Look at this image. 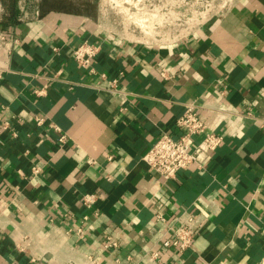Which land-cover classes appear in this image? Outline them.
Returning a JSON list of instances; mask_svg holds the SVG:
<instances>
[{
	"label": "crops",
	"instance_id": "0c3cea01",
	"mask_svg": "<svg viewBox=\"0 0 264 264\" xmlns=\"http://www.w3.org/2000/svg\"><path fill=\"white\" fill-rule=\"evenodd\" d=\"M22 1L10 20L0 0V264L143 262L152 249L161 264H264V0H232L163 43L112 31L100 5L92 16ZM83 40L102 44L96 73L71 55ZM193 99L212 106L200 117L223 142L167 180L142 156L163 132L180 134ZM185 209L206 219L180 254L162 246L155 215ZM111 234L119 244L107 249Z\"/></svg>",
	"mask_w": 264,
	"mask_h": 264
},
{
	"label": "built area",
	"instance_id": "2783aa9c",
	"mask_svg": "<svg viewBox=\"0 0 264 264\" xmlns=\"http://www.w3.org/2000/svg\"><path fill=\"white\" fill-rule=\"evenodd\" d=\"M18 7L21 13L24 11V2L18 0ZM4 8L0 2V15ZM2 40L7 38L6 34L0 36ZM102 49V44L97 41L83 40L74 45L71 55L77 66L88 69L96 73L94 61ZM58 51V47H54ZM105 74H102L104 76ZM118 79H114L112 88L116 91H123L116 85ZM36 94L42 95L46 92L45 87L39 88ZM213 109L208 103H200L197 100H189L186 103L184 113L177 119V127L180 134L176 137L172 133L163 132L158 139L143 154L142 159L148 167L156 174L169 180L178 174L179 171L191 167H203L211 153L223 142V135L215 130H207V125L200 117V109ZM44 117H36L38 124L44 123ZM9 122L4 123L8 127ZM53 125V124H52ZM203 135L202 139L196 142L195 137ZM61 141L66 140V135L60 136ZM41 170L38 165L32 166V173L37 174ZM83 203L90 207L97 201L96 193H85L82 197ZM88 218V216H86ZM156 221L162 224L160 229L161 244L164 247H173L183 254L193 246L197 236L200 235L204 222L205 214L202 211L185 209L177 213L175 217L169 218L166 214L158 210L155 215ZM77 232L83 234V228L78 227ZM117 235L111 234L106 237L104 247L114 249L118 246ZM135 256V255H134ZM129 255L127 261L115 258L109 262L105 259L99 260L90 257L88 264H161L162 257L160 250L152 249L139 254L140 261ZM138 258V259H139Z\"/></svg>",
	"mask_w": 264,
	"mask_h": 264
},
{
	"label": "rangeland",
	"instance_id": "374dc122",
	"mask_svg": "<svg viewBox=\"0 0 264 264\" xmlns=\"http://www.w3.org/2000/svg\"><path fill=\"white\" fill-rule=\"evenodd\" d=\"M231 1L99 0L98 7L112 31L137 40L163 43L191 35Z\"/></svg>",
	"mask_w": 264,
	"mask_h": 264
},
{
	"label": "trees",
	"instance_id": "16d2710c",
	"mask_svg": "<svg viewBox=\"0 0 264 264\" xmlns=\"http://www.w3.org/2000/svg\"><path fill=\"white\" fill-rule=\"evenodd\" d=\"M8 9V19L13 20L17 14L18 0H2ZM99 0H40V6L43 12L49 10H62L73 13H86L88 15H97Z\"/></svg>",
	"mask_w": 264,
	"mask_h": 264
}]
</instances>
